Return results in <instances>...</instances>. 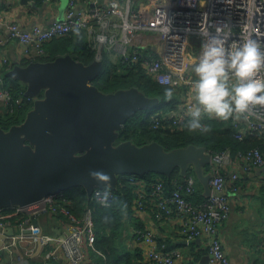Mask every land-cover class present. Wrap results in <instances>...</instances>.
Listing matches in <instances>:
<instances>
[{
    "label": "built area",
    "instance_id": "obj_1",
    "mask_svg": "<svg viewBox=\"0 0 264 264\" xmlns=\"http://www.w3.org/2000/svg\"><path fill=\"white\" fill-rule=\"evenodd\" d=\"M42 1L51 4L54 0ZM3 18L0 6V22ZM218 27L226 48L239 45L249 36L264 46V0H85V4L82 0H67L63 18L48 26L35 24L22 28L15 22L8 26L11 37L20 43L22 54L28 60L48 57L46 44L74 31L84 30L95 51L94 59L104 61L108 58L124 65L139 66L159 85L177 90L185 88L183 105L178 112L162 117L153 115L154 128L163 120L184 126L194 102L192 84L196 74L193 66L203 51L206 37L202 33L216 32ZM5 44L6 39L0 33V65L11 68L12 62L3 52ZM258 75L264 78V69ZM0 100L11 113L19 112L34 101L26 95H14L6 87L4 77H0ZM231 122L239 128L236 134L239 140H243L247 132L252 137L263 136L264 106H255L245 115L234 116ZM208 151L211 155L209 171L213 176L211 193L206 201L195 203L187 198L196 191V175H190L170 195L166 194L164 182L158 181L151 195L154 196L158 220L172 222L188 241L201 239L206 242L211 255L208 264H231L220 232L221 223L231 211L228 190H237L242 173L252 174L264 167V151L258 146L239 152L236 161L229 151L216 154ZM230 163L236 164L237 169L226 175L222 169L231 171ZM129 180L139 186L136 214L147 212L148 205L152 203L145 183L139 182L135 176ZM117 198L116 190L96 188L91 201L101 207H111ZM7 209H0V233L4 234L13 225V218L20 216L22 220L18 225L20 233L8 237L0 246V264H12L15 255L32 256L50 244L54 249L44 254L45 259L61 258L67 264H93L90 251L96 245L97 231L92 207L88 206L79 216L73 212L68 198L55 194L26 208ZM39 213L62 215L68 224L67 231L57 237L45 233L41 224L32 221V216ZM158 239L154 230L138 232L145 260L153 264H183V253L179 249L170 252L160 249ZM26 243L28 247L24 249Z\"/></svg>",
    "mask_w": 264,
    "mask_h": 264
},
{
    "label": "water",
    "instance_id": "obj_2",
    "mask_svg": "<svg viewBox=\"0 0 264 264\" xmlns=\"http://www.w3.org/2000/svg\"><path fill=\"white\" fill-rule=\"evenodd\" d=\"M105 68L103 60L85 63L67 53L53 60L14 63L8 70L7 76L21 82L34 102L24 121L8 129L0 125V209L26 208L78 186L92 197L96 188L118 191L123 175L170 177L176 169L182 175L193 169L205 197L210 196L213 173L206 170L211 162L206 147L167 150L158 141L118 142L128 120L154 109L161 99L137 87L104 92L95 80ZM93 170L108 173L110 181L93 178ZM41 214L32 216L34 224ZM14 235L12 228L0 233V246Z\"/></svg>",
    "mask_w": 264,
    "mask_h": 264
},
{
    "label": "trees",
    "instance_id": "obj_3",
    "mask_svg": "<svg viewBox=\"0 0 264 264\" xmlns=\"http://www.w3.org/2000/svg\"><path fill=\"white\" fill-rule=\"evenodd\" d=\"M43 2L36 0V2ZM53 2H61V0H54ZM51 2V4L53 3ZM48 4V3H46ZM49 57L40 59L41 61L53 60L59 55L70 53L76 60L90 63L94 60L95 51L88 41V37L84 30L74 31L70 35L62 38L52 40L45 45ZM21 64H28L31 60L25 58ZM111 62L110 59L105 58L104 63L106 67ZM14 63H12V66ZM10 68H2L0 75L4 77L6 87L9 88L16 96L25 95V86L7 76ZM106 71L95 80V84L104 92H113L121 88L137 87L144 91L148 96H156L161 99L159 105L152 110H143L132 116L123 127L118 142L125 140H133L139 145L149 143L151 141H158L165 146L167 150L174 148L186 147L191 144L204 146L208 150L216 153H221L225 150H230L233 155L238 152H246L255 147L264 151V135L259 137H251L246 135V139L238 140L236 137L239 128L231 124V119L221 121L217 119L206 118L204 122L210 126L207 133H202L199 130L195 132L188 131L184 126L174 125L172 121L163 120L158 127H153V115L166 116L171 113H176L183 105L185 88L177 90L174 89L173 96L169 99L164 94V89L171 86H162L155 82L149 74L139 66H113V70L105 68ZM33 102L24 106L19 112L11 113L9 110L4 114L0 113V125L8 129L12 125L19 124L24 121L27 112L32 108ZM210 170V165L206 168ZM222 172L227 175V169L223 168ZM229 173V172H228ZM190 175H195L191 169L186 175H182L180 169L167 177L157 173H149L143 176L139 175H123L119 180V189L117 191L118 198L111 207H101L97 203L91 201L83 186H78L67 191H63L60 195L68 198L72 202V210L77 215L81 216L85 213L88 206L94 209V217L96 222L97 241L91 255L97 259H102L107 264H135L141 261L143 264H153L151 262L144 263L142 249L130 251L126 245L123 236L128 232V223L124 220L126 214L128 218L135 216L134 202L137 198L138 185L130 182V177L135 178L139 182L145 183L146 190L151 195L152 186L158 181H163L165 184V191L167 195L173 193L179 184L187 180ZM198 180V179H197ZM239 181L237 182V185ZM191 201L195 203H202L207 200L203 194L202 186L198 184L193 195H187ZM153 216L156 218L157 209L153 207ZM8 208L7 210H11ZM151 210L150 205L147 211ZM152 211V210H151ZM22 216V215H21ZM55 216V215H54ZM59 219H66L62 215L57 216ZM22 217L12 219L14 225H19ZM159 225L163 224L164 219H155ZM67 222V221H66ZM143 230V229H142ZM163 234H166L164 227H162ZM159 236V235H158ZM173 238H164L159 236V246L167 252L178 249L177 240L184 238L179 231L174 233ZM164 247V248H163ZM100 261V263H99ZM101 260L97 264H103ZM55 263V262H54ZM55 264H59L56 262Z\"/></svg>",
    "mask_w": 264,
    "mask_h": 264
},
{
    "label": "crops",
    "instance_id": "obj_4",
    "mask_svg": "<svg viewBox=\"0 0 264 264\" xmlns=\"http://www.w3.org/2000/svg\"><path fill=\"white\" fill-rule=\"evenodd\" d=\"M101 1L107 2V0ZM82 4H85V0H82ZM0 6L4 13V18L0 22V33L6 39L3 52L12 63H22L26 60V56L22 54L20 43L11 37L8 28L11 23L15 22L22 28H30L35 24L48 26L54 20L62 19L66 10L65 8L63 11L62 2L46 4L41 1L32 3L30 0H0ZM2 68L5 67L0 65V72ZM2 104L5 105L3 100H0V105ZM5 112H7L6 108L5 110L0 109L1 114ZM211 119L225 121L219 118ZM246 135L251 136L248 132ZM246 135L244 139H246ZM225 151H229L231 156L235 157L234 161L237 160L239 152L233 155L230 150ZM230 165L232 168L231 171H228L229 174L227 172V175L237 169L236 164L230 163ZM261 169L252 174L242 173L237 190H228L231 199V211L228 218L221 223L220 232L231 264H264V167ZM199 184L201 183L199 182ZM201 186L204 194L203 185L201 184ZM149 202L152 203L150 204L152 211L135 214L133 218H128L127 214L125 216L124 220L128 223V232L125 233L123 239L125 238L126 245L132 252L141 248L138 241L139 231L151 229L159 236H165L164 238H173L171 235L178 231L172 222H164L159 225L155 220L157 218L154 219L153 216V207H155L153 195H150ZM37 221L42 225L45 233L54 237L67 231L66 219H59L57 216L50 214H41ZM162 227H164L166 234H163ZM9 228L14 229L15 235L20 233L18 225L13 224L7 229ZM184 240V238L177 240L178 249L184 256L183 264H200L202 261H208L209 252L204 240L196 239L188 242H184ZM27 247L28 244H24L23 248L26 249ZM50 249H54L51 244L32 256L21 257L15 255L12 264H55L56 262L67 264L61 258L45 259L44 254ZM98 260L103 262L102 259L96 258L95 263V258L92 257L93 264H97ZM143 261L144 263L148 262L145 258H143ZM103 264H107V261ZM135 264H139V262ZM141 264H143L142 261Z\"/></svg>",
    "mask_w": 264,
    "mask_h": 264
},
{
    "label": "clouds",
    "instance_id": "obj_5",
    "mask_svg": "<svg viewBox=\"0 0 264 264\" xmlns=\"http://www.w3.org/2000/svg\"><path fill=\"white\" fill-rule=\"evenodd\" d=\"M202 35L206 37L203 51L193 66L194 102L184 127L190 132L207 133L210 126L204 123L205 117L228 120L247 114L255 106H264V78L258 75L264 69V46L249 36L239 45L226 48L219 27L216 32L209 30ZM164 94L170 99L174 89L166 87ZM90 174L101 182L111 179L102 170H93Z\"/></svg>",
    "mask_w": 264,
    "mask_h": 264
},
{
    "label": "flooded vegetation",
    "instance_id": "obj_6",
    "mask_svg": "<svg viewBox=\"0 0 264 264\" xmlns=\"http://www.w3.org/2000/svg\"><path fill=\"white\" fill-rule=\"evenodd\" d=\"M49 57V56H48ZM95 60V59H94ZM122 66V67H125V66H128V65H124V64H122V62L121 61H111L110 63H109V65L106 67L107 69H110V70H113V66ZM105 71H106V69H105ZM104 73V72H103ZM34 99V98H33ZM34 102V101H33ZM33 105V104H32ZM6 111H8V109L6 108ZM152 120H153V118H152Z\"/></svg>",
    "mask_w": 264,
    "mask_h": 264
},
{
    "label": "rangeland",
    "instance_id": "obj_7",
    "mask_svg": "<svg viewBox=\"0 0 264 264\" xmlns=\"http://www.w3.org/2000/svg\"><path fill=\"white\" fill-rule=\"evenodd\" d=\"M61 2L63 3V0H61ZM66 5H67V2H66ZM5 108H6V106L4 105V104H2V105H0V109H2V110H5ZM152 188H153V191L155 190V187H154V185L152 186ZM138 190V189H137ZM152 191V192H153ZM137 193V198H138V192H136ZM137 198H136V200H135V202H134V205H133V208L135 209V204H136V201H137ZM135 214H136V210H135ZM225 245V244H224Z\"/></svg>",
    "mask_w": 264,
    "mask_h": 264
}]
</instances>
